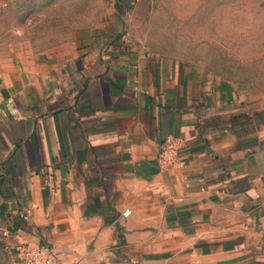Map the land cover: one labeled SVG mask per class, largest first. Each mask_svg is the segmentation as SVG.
I'll list each match as a JSON object with an SVG mask.
<instances>
[{
  "label": "crops",
  "instance_id": "crops-1",
  "mask_svg": "<svg viewBox=\"0 0 264 264\" xmlns=\"http://www.w3.org/2000/svg\"><path fill=\"white\" fill-rule=\"evenodd\" d=\"M170 135L184 164L162 169ZM3 230L69 264H264V119L114 8L48 44L0 35V264H23Z\"/></svg>",
  "mask_w": 264,
  "mask_h": 264
},
{
  "label": "rangeland",
  "instance_id": "rangeland-1",
  "mask_svg": "<svg viewBox=\"0 0 264 264\" xmlns=\"http://www.w3.org/2000/svg\"><path fill=\"white\" fill-rule=\"evenodd\" d=\"M118 3L128 37L150 51L182 58L205 71H213L219 47L246 66L258 60L256 77L230 81L264 119L262 0H0V35L52 43L77 26L108 21L110 8L120 14Z\"/></svg>",
  "mask_w": 264,
  "mask_h": 264
},
{
  "label": "built area",
  "instance_id": "built-area-1",
  "mask_svg": "<svg viewBox=\"0 0 264 264\" xmlns=\"http://www.w3.org/2000/svg\"><path fill=\"white\" fill-rule=\"evenodd\" d=\"M183 142L179 137L170 135L163 141L161 149L158 153V165L162 169L179 167L184 164L181 154ZM128 214V210L125 211ZM29 216L27 213L26 217ZM5 236L12 239L10 249L17 259L23 264H69L61 260L59 253L49 244L24 240L18 234H13L7 230L2 232Z\"/></svg>",
  "mask_w": 264,
  "mask_h": 264
},
{
  "label": "trees",
  "instance_id": "trees-1",
  "mask_svg": "<svg viewBox=\"0 0 264 264\" xmlns=\"http://www.w3.org/2000/svg\"><path fill=\"white\" fill-rule=\"evenodd\" d=\"M264 1V0H262ZM117 7L120 11V15H123V9L121 8V5L118 3ZM90 26V25H89ZM88 26H77L76 29L85 28ZM218 50L215 52V62L212 63V69L213 71H206L210 72L216 76L221 77L225 80H238L240 78H243V76L247 79H250L251 77H256L257 71V62L251 66H246L245 63H242V61L237 60L236 58H232L229 56L222 48H217ZM260 67V66H258ZM262 68V67H260ZM216 69H222V70H216ZM250 73L249 75H245V73ZM254 75V76H253ZM253 79V78H252Z\"/></svg>",
  "mask_w": 264,
  "mask_h": 264
}]
</instances>
